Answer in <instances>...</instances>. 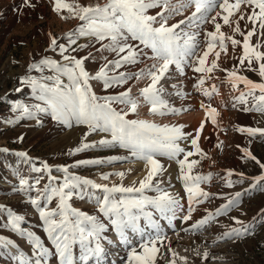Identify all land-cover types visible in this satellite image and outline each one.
<instances>
[{"label":"rangeland","instance_id":"obj_1","mask_svg":"<svg viewBox=\"0 0 264 264\" xmlns=\"http://www.w3.org/2000/svg\"><path fill=\"white\" fill-rule=\"evenodd\" d=\"M74 9L69 12L62 9L60 12L54 11V0H30V4L25 0H0V237L11 240L17 245L21 252L35 260L36 250L29 242L27 233H34L39 237L42 244L48 248L51 255L46 257L48 264H59V259L55 254V248L44 231L45 225L39 216L36 206L32 205V199H39L41 207L50 210H58V198L54 197L51 203H47L39 193L49 183L48 173L43 171L46 163L51 168V175L56 177L53 186L63 183L65 175H75L82 179L93 181L95 184L123 186H139L148 172V166L142 160L131 156L128 149L117 146H99V141L111 139V133L100 130L90 131L87 125L77 124L74 120L71 126H67L52 118L51 112H36L33 109L31 116L21 117V110H13L17 104L28 106L43 102L36 97L38 89L34 90L30 83H22L21 78L28 80L34 78L40 83L51 85L53 81L43 78L55 76L54 68H49L41 64V61L55 60L60 65L69 64L60 55L58 45L64 44L68 51L65 55L77 58H88L84 61V67L90 75H95L99 69L108 61L119 59L115 52L101 49V44H108L109 41L96 42L93 37H78L75 45H69L68 34L76 33V30L83 24L78 19L75 12L79 6H96L107 3V0H64ZM222 0H218V3ZM234 2V0H230ZM187 0H170L169 10L176 8L178 13L169 15L168 26L184 20L176 29L178 33L195 37L197 55H202L206 50L208 32H214L215 26L211 22L212 17H216V23L221 25V32L225 35L226 53L220 49L219 42L209 54L205 67H212V61L216 59L215 53L220 52V57L216 61L217 67L211 72H196L194 67L199 66L196 56L188 57L182 63V69L177 70L175 65H171L169 71L161 79L158 88H162L161 98L167 103L169 108L180 109L178 113H170L168 109H163L164 115L150 112L149 105L141 95V89L148 86L150 80L147 77L136 79L135 74L142 69L147 70L153 64L160 63L152 59L151 49L144 48L139 41L129 43L138 46L141 54L138 56V63L125 64L119 69H113L109 65L108 76H118L125 73L129 77L126 83L114 84L107 89L103 86V81L90 80L92 91L98 97L118 96L120 93L130 89L131 99L137 101L138 107L135 113L129 112L127 119L146 120L157 125H183L182 132L191 134L187 138L178 141L185 152L195 148L190 143L195 137L201 122H204L203 130L200 132L198 146L201 153H196L189 157L198 161L191 170L192 176H210L211 179L202 182L200 188L209 194L208 198L197 197L203 203L194 202L189 205L188 193L184 189V182L180 179L179 160L183 159L181 153L176 157L157 154L156 158L163 165V171L154 178L153 184L169 192L179 201L175 214L169 212L161 214L153 206L148 205L144 211L151 212L153 220L159 225L160 234L165 237L163 244H158L159 252L155 258V264H264V181H257L256 178L264 175V169L260 164H264V134L256 133L249 135L247 131L240 129H264V111L253 110L258 101L252 96H248V88L243 82L236 81V87L229 82V72H236L238 76L247 77L254 83H264V78L259 75V64L264 61H256L254 58L251 65L245 60L240 63L243 55V39L254 27L248 21L247 15L241 20V13H251V8L242 4L240 11L231 16L230 23L224 24L222 16L226 15L217 6L207 13V22L200 19L189 21L195 10L194 7L183 8L182 4ZM164 11L163 6L150 8L148 15L156 16L158 12ZM258 11V9H257ZM221 16H217V13ZM237 22L240 32L234 31ZM160 18L157 17L159 26ZM243 33L244 35H241ZM232 37L241 43L233 47ZM55 38L57 46L55 50L51 45V40ZM249 43L257 51L264 52V29L259 27V22L255 24V33L250 37ZM80 45L87 47L80 48ZM76 48V51H72ZM123 55V54H121ZM106 58V59H105ZM39 65L40 70L31 69L30 65ZM64 84L68 83L66 76H61ZM204 83L201 85L200 80ZM205 92L209 95H205ZM244 93L247 103H241L237 98ZM177 93H180L179 95ZM261 93L256 90L254 95ZM205 107H201V105ZM112 107L118 111H127L124 104L113 103ZM215 108L217 115L216 123L213 124L211 117L206 116V109ZM245 109H248L247 111ZM193 116L190 122H187ZM11 121V123H9ZM22 138V139H21ZM82 143L96 144V147L88 148L75 154H70L71 150L80 147ZM217 145H220L219 147ZM244 149H247L256 157V160L248 158ZM19 153H25L22 157ZM118 158V159H112ZM102 160L101 164H79L78 161ZM111 160L109 163L108 161ZM259 161L258 164L256 161ZM68 168V173L62 169ZM36 169H42L36 171ZM143 169V170H142ZM185 171L187 167L185 166ZM123 172L121 179L117 175H109L108 179H102V175ZM229 172L232 175L229 176ZM41 177H43L41 179ZM27 179L29 184L21 189L19 180ZM40 179L39 185L35 182ZM231 181V186H228ZM72 197L68 200L71 209L94 216L104 224L106 231L101 233L100 243L104 249L101 254L99 264H129V253L135 248L138 252L140 244L154 238L156 231L150 227L143 215H141L139 225L141 228V238H134V243L127 245L116 239L115 228L111 224V219L115 216H106L99 211V203L102 202L104 192L90 185L80 184L71 189ZM240 193L238 202L235 203L223 215H216L217 209L225 205L229 200H233L236 194ZM159 193L155 188L147 189L143 195L155 197ZM140 197L141 194H115L117 199L125 196ZM189 207L194 211L191 219L185 221L183 217L188 215ZM122 210V209H121ZM212 215L208 223L199 228L192 226L199 221ZM11 215L24 217L20 222V232L14 231L8 221ZM235 218V219H233ZM75 220L76 217H69ZM239 221L240 223H237ZM90 227V225H85ZM232 229H240L244 234L225 239V233H230ZM129 237H133L130 230L126 231ZM95 241L91 246L94 247ZM207 253V258L204 253ZM175 253V256L173 255ZM74 264L81 261V248L79 243L73 245ZM185 258V259H181ZM0 263L19 264L17 257L12 253L5 243L0 244ZM87 264H97L96 257H91Z\"/></svg>","mask_w":264,"mask_h":264},{"label":"snow or ice","instance_id":"obj_2","mask_svg":"<svg viewBox=\"0 0 264 264\" xmlns=\"http://www.w3.org/2000/svg\"><path fill=\"white\" fill-rule=\"evenodd\" d=\"M170 0H107V3L103 6H79L76 8V16L80 21L84 23L76 30V33L68 34L69 45H75L78 37H93L96 42L100 43L108 40V44H101V49L115 52L119 59L108 61L103 65L99 71L93 76L85 70L84 61L87 56L77 58L75 56L65 55L68 48L64 44L58 45L60 55L63 56L68 64L60 65L55 60H43L41 64L54 68L57 75L45 77L43 79L53 81L51 85L48 83H40L34 78H21L22 83H30L34 90L39 91L37 99L43 102L36 104L30 109L26 105L17 104L14 107L15 110H21V117L24 115L31 116L33 109L36 112H51L52 118L67 125L71 126L74 120L77 124L87 125L90 131H96L97 129L106 133H111V139H103L99 141V146H119L120 148L128 149L131 156L142 160L148 166L147 175L139 181V186H123L95 184L91 180L82 179L75 175H65L63 183L53 186L56 181V177L51 175V168L45 163L43 171L48 173L49 183L45 184L44 189L39 195L47 202L51 203L53 198H58V210H50L46 207H41L39 199H32L30 203L36 206L41 220L44 222V231L47 233L48 238L51 240L55 254L59 259V264H74L73 245L79 243L81 248V261L87 264L91 257H96L97 264L104 249L100 243L101 233L106 231L104 224L100 223L96 217L89 216L85 213L78 212L71 209L68 200L72 197L73 192L71 189L76 188L80 184L90 185L96 189H102L104 197L102 202L99 203V211L106 216H115L111 219V224L114 226L117 235L121 242L128 243L127 230H131L132 233L141 232L139 221L141 215L137 214V210L141 213L148 225L155 229L156 235L154 238L140 244L142 251L138 252L133 248L129 253V264H155V258L159 252L158 244H163L165 237L160 234L159 225L153 220L151 212L144 211L148 205L153 206L162 215L166 213H173L177 207H179V201L173 197L169 192L164 191L158 187V184L154 185L153 180L163 171V165L156 158L157 154L167 155L168 157H176L181 153L184 154L183 159L179 160L180 165V179L184 182V189L188 193V202L191 205L194 200L197 203H203V200L196 199L197 197L208 198L209 194L204 192L200 188L202 182H206L211 179L210 176H192L191 170L194 165L198 163L196 160L189 162V157L196 153H201V149L198 146V140L200 132L203 130L204 122H201L200 128L197 129L195 137L191 138L190 143L195 148V153L192 151L185 152L184 148H181L178 141L180 139L187 138L191 134L182 132L183 125H157L155 123L138 120L127 119L129 112L135 113L138 107L137 101L131 99L128 91L120 93L118 96H106L98 97L91 88L90 80L103 81L105 89L112 87L114 84L126 83L129 77L125 73H120L118 76L109 77L108 69L109 65L113 66V69H119L125 64L138 63V56L141 54V50L138 46L129 43V39L132 41H139L140 45L144 48L151 49L154 60L159 61L158 64L151 65L147 70H141L135 74L136 79L147 77L150 83L147 87L141 89V95L144 100L151 105L150 112L153 114L164 115L163 109H168L170 113H178L181 111L176 108H169L167 103L161 98L160 93L162 88H158V84L165 74L169 71L171 65H175L177 70L183 71L182 63L191 56H196L198 62L197 67H194L196 72H211L213 68L217 67V60L220 57V52L215 53L216 59L212 61V67L206 68L205 64L209 54L216 47V41L219 42V47L225 53L227 51L225 44V35L221 32V25L216 23V17L211 18V22L215 26L214 32H208L206 35L210 39L207 41L206 50L202 55H197L196 48L198 45L195 43V37L185 33L181 35L176 31L180 24H184L185 21L181 20L177 24L168 26V17L164 12L168 11L169 15L172 13H178L179 10L173 8L169 10ZM25 3L30 4V0H25ZM54 11L60 12L62 9H67L69 12H73L74 9L64 0H54ZM218 0H187V3L181 5L183 8L194 7V11L191 16L188 17L189 21L200 19L207 22V13L211 12L217 6ZM247 5L251 8V13H241L240 19L243 20L247 15L248 21L252 22L254 27L243 39V55L240 58V63L243 64L245 60L251 65L253 58L256 61H264V52H259L255 47L249 43L250 37L255 33V24L258 21L259 27L264 29V0H222L218 3L226 15L222 16L224 24L230 23V17L236 12L240 11L241 5ZM163 6L164 11L158 12L156 16L148 15L147 10L150 8ZM258 9V11H257ZM217 16H221V13H217ZM157 17L160 18L159 26H154L157 23ZM236 32H240L239 23L237 22L234 29ZM233 47L241 42L228 37ZM51 45L55 50L57 41L55 38L51 40ZM80 48L87 47V45H80ZM73 48L72 51H76ZM123 54V55H121ZM106 59V58H105ZM40 70V66L33 64L29 66L31 69ZM259 75L264 78V62L259 64ZM61 76H66L68 83L64 84ZM229 82L236 87V81L243 82L248 88V96H252L254 100L258 101V105L253 106V110L264 111V83H254L247 77L238 76L236 72H229ZM204 81L201 79L200 84ZM259 90L261 93L259 96H255L254 93ZM178 95L180 93H177ZM205 95L209 93L205 92ZM241 103H247L245 94L242 92L237 98ZM113 103L124 104L127 106V111H118L112 107ZM201 107H205L203 104ZM246 111L248 109H245ZM217 111L215 108L206 109V116L211 117L212 123H216ZM11 123V121H9ZM240 131H247L249 135H255L256 133L264 134V129H240ZM22 139V138H21ZM96 144L82 143L80 147L71 150L70 154H75L88 148L96 147ZM218 147L220 145H217ZM245 155L256 160L250 151L243 150ZM20 156L25 157V153H19ZM118 159V158H112ZM109 163L111 160L108 161ZM258 164L260 162L256 161ZM102 160L92 161H78L79 164H101ZM185 166L187 171H185ZM260 167L264 169V164H260ZM42 169H36L41 171ZM64 173H68V168L62 169ZM109 175H117L121 179L124 177L123 172L110 173L102 175V179H108ZM232 175L229 172V176ZM43 177H41L42 179ZM257 181H264V175L256 178ZM37 185L40 183V179L35 182ZM231 181H228V186H231ZM21 189L29 184L27 179L21 178L19 180ZM155 188L159 193L155 197H148L143 195L147 189ZM133 194L139 193L140 197L125 196L122 199H117L115 194ZM240 193L236 194L233 200L225 205H222L217 209L216 215L225 214L231 206L238 202ZM122 209V210H121ZM193 208L189 207L188 215H185L183 219L185 221L191 219V213ZM76 217L75 220H70L69 217ZM24 217L19 215H11L8 223L14 231H18L21 235H24L20 229V222ZM209 219H212V215L209 214L197 224L192 227L199 228L208 223ZM235 219V218H233ZM240 223L239 221H236ZM85 225H90L86 227ZM235 233L236 237L242 236L244 233L240 229H232L230 233H225L224 238H232V234ZM29 242L36 250V258L34 261L23 260L21 258V264H48L46 257L51 255V252L46 248L39 237L34 233H27ZM95 241L94 247L91 246ZM11 244L12 241H5L0 237V244ZM175 256V253H173ZM207 253H204V257L207 258ZM185 259V258H181ZM172 264H175L173 261Z\"/></svg>","mask_w":264,"mask_h":264},{"label":"bare ground","instance_id":"obj_3","mask_svg":"<svg viewBox=\"0 0 264 264\" xmlns=\"http://www.w3.org/2000/svg\"><path fill=\"white\" fill-rule=\"evenodd\" d=\"M192 119H194L193 118V116H190L189 117V119H187V122H190ZM143 170V169H142ZM131 231V230H130ZM114 237H116V239L117 240H119V241H121L120 240V238H119V236L117 235V233H115V236ZM136 237V239H138V238H141L142 237V235H141V233L140 232H137V233H133V237L131 238V237H129L128 238V244L127 245H130V244H132V243H134V238ZM5 240V239H4ZM5 241H7V240H5ZM6 245H7V247L9 246V248L11 249V251H12V253L17 257V259H18V261H19V264H21V258H23V260H30V261H34V259L33 258H31V257H28L27 255H24L22 252H21V250L19 249V247L17 246V245H14V243L12 244H7V243H5ZM1 264V263H0ZM76 264H81V262L80 261H76Z\"/></svg>","mask_w":264,"mask_h":264}]
</instances>
